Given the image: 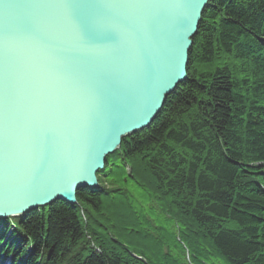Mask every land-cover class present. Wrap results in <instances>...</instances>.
<instances>
[{
    "label": "trees",
    "instance_id": "1",
    "mask_svg": "<svg viewBox=\"0 0 264 264\" xmlns=\"http://www.w3.org/2000/svg\"><path fill=\"white\" fill-rule=\"evenodd\" d=\"M187 76L76 205L0 220V261L264 264V0H211Z\"/></svg>",
    "mask_w": 264,
    "mask_h": 264
},
{
    "label": "water",
    "instance_id": "2",
    "mask_svg": "<svg viewBox=\"0 0 264 264\" xmlns=\"http://www.w3.org/2000/svg\"><path fill=\"white\" fill-rule=\"evenodd\" d=\"M211 0H0V220L99 187L187 80Z\"/></svg>",
    "mask_w": 264,
    "mask_h": 264
},
{
    "label": "rangeland",
    "instance_id": "3",
    "mask_svg": "<svg viewBox=\"0 0 264 264\" xmlns=\"http://www.w3.org/2000/svg\"><path fill=\"white\" fill-rule=\"evenodd\" d=\"M209 4V3H208ZM206 9V8H205ZM205 11V10H204ZM204 13V12H203ZM199 29V28H198ZM198 32V31H197ZM197 35V34H196ZM195 35V36H196ZM189 62V61H188ZM187 78H188V76H187ZM179 86V85H178ZM176 90V89H175ZM98 175V174H97ZM98 178V177H97ZM98 182H99V180H98ZM57 202V201H56ZM151 214H148V217L151 219V220H153V218L151 217L152 215H153V217L155 218L154 219V222L156 223V224H160V226L162 227V229L163 230H161V238L162 239H164L166 242H168L169 240H167V238L168 239H172L173 238V230H172V228L169 226V222L163 217V216H161L160 214H152L151 216H150ZM20 217H23V216H19V217H16V218H20ZM1 221H3V220H1ZM11 221L12 222H14V223H17V221L16 220H14V219H11ZM13 230H11L10 231V234H11V232H12ZM17 236H18V240H22L23 239V234L20 232V230L18 229V231H17ZM170 244H171V241H170ZM140 248H142V249H148L149 248V245L148 244H146V242H143V243H141L140 245ZM171 247L173 248L174 247V245H171ZM172 255H173V257L175 258H178V253H177V250L175 249V248H173V251H172ZM188 254L186 253V255H185V259H187L188 260ZM0 264H11L10 263V261L9 260H5V261H0Z\"/></svg>",
    "mask_w": 264,
    "mask_h": 264
}]
</instances>
